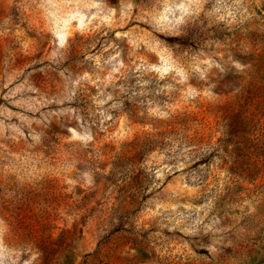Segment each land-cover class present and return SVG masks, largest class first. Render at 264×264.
<instances>
[{
	"label": "rangeland",
	"instance_id": "374dc122",
	"mask_svg": "<svg viewBox=\"0 0 264 264\" xmlns=\"http://www.w3.org/2000/svg\"><path fill=\"white\" fill-rule=\"evenodd\" d=\"M0 264H264V0H0Z\"/></svg>",
	"mask_w": 264,
	"mask_h": 264
}]
</instances>
